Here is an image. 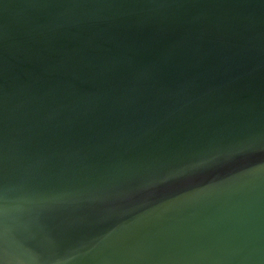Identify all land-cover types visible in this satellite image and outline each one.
<instances>
[{
    "label": "water",
    "instance_id": "1",
    "mask_svg": "<svg viewBox=\"0 0 264 264\" xmlns=\"http://www.w3.org/2000/svg\"><path fill=\"white\" fill-rule=\"evenodd\" d=\"M0 264H264V0H0Z\"/></svg>",
    "mask_w": 264,
    "mask_h": 264
}]
</instances>
